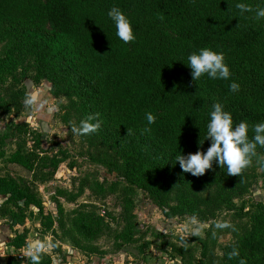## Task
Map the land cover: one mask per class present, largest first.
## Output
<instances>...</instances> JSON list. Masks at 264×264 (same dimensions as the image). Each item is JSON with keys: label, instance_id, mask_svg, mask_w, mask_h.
<instances>
[{"label": "trees", "instance_id": "16d2710c", "mask_svg": "<svg viewBox=\"0 0 264 264\" xmlns=\"http://www.w3.org/2000/svg\"><path fill=\"white\" fill-rule=\"evenodd\" d=\"M237 3L264 7V0H0V107L22 105L24 89L16 85L31 69L35 83L47 79L54 96L67 98L58 110L65 123L79 126L87 115L99 113L101 128L89 135L118 156L115 167L123 179L98 182V192L131 195L141 188L168 205L166 215L208 219L218 206H236L232 195L244 193L247 174L228 176L226 166L214 163L196 177L182 171L176 156L207 151V124L216 102L232 114L234 126L264 122V18L256 19L255 12L241 15ZM113 6L130 19L135 41L126 44L116 35L108 16ZM205 47L224 53L229 79L205 74L192 80L187 57ZM232 82L240 85L238 91H230ZM149 112L156 117L151 125L145 116ZM15 127L27 130L26 124ZM145 127L151 133L141 134ZM253 135L250 129L249 138ZM45 157L19 150L13 159L31 169ZM198 187L213 189L200 193ZM1 191L14 199L26 195L12 178H0ZM171 197L175 202L169 203ZM248 203L246 230L223 247L222 256L210 252L199 264H239L240 259L264 264V205ZM73 220L86 239L98 237L104 228L101 216L92 212ZM24 243L20 236L9 242ZM169 245L171 254L186 263L190 246ZM233 248L239 256L229 259ZM50 262L42 256L41 264Z\"/></svg>", "mask_w": 264, "mask_h": 264}, {"label": "rangeland", "instance_id": "374dc122", "mask_svg": "<svg viewBox=\"0 0 264 264\" xmlns=\"http://www.w3.org/2000/svg\"><path fill=\"white\" fill-rule=\"evenodd\" d=\"M3 54L0 41V55ZM32 75L33 71L28 69L16 85L24 89L22 105L18 109L0 107V178L14 179L26 194L14 199L9 193L0 192V264H25L27 244L46 237L59 242L43 255V258L49 256L50 264H68L70 260L74 264H199L209 258L210 252L222 256L223 247L246 230L250 221L249 201H261L264 205V160H261L264 151L261 148H257V157L244 171L246 190L232 195L236 206H218L208 219L197 218L205 225L200 237L191 234L193 215H166L168 205L157 203L141 188L131 195L118 190L98 192L95 189L98 182L123 179L115 167L118 156L91 135L73 134L74 123H65L58 114L67 98L54 96L50 81L42 79L35 83ZM34 87L45 93L51 111L36 113L25 108V95ZM16 124H26L27 130L19 132ZM19 150L36 151L46 157L28 169L13 159ZM211 189L196 188L200 193ZM242 200L246 203L239 211ZM173 202L175 199L171 197L169 203ZM84 211L99 214L104 222L96 238H84L75 226L73 218ZM217 221H227L236 230L217 229ZM17 236L25 243L9 244ZM169 241L190 246L186 263L178 254H171ZM10 246L14 249H8Z\"/></svg>", "mask_w": 264, "mask_h": 264}, {"label": "clouds", "instance_id": "9594fccd", "mask_svg": "<svg viewBox=\"0 0 264 264\" xmlns=\"http://www.w3.org/2000/svg\"><path fill=\"white\" fill-rule=\"evenodd\" d=\"M235 7L240 14L255 12V18H264V7L257 5L253 8L249 4L237 3ZM108 16L114 22L116 35L124 43L135 41L136 36L133 31L130 19L122 12L119 7L113 6ZM163 19V16L160 17ZM188 67L191 69L192 80L198 81L202 76L207 74L211 79L227 80L231 76L230 68L225 62L223 52H216L210 48H201L198 52H192L188 57ZM240 85L232 82L229 85L231 92H236ZM25 108L36 113H41L46 109L51 111L49 99L41 88H32L29 90L23 100ZM210 112V121L207 124V139L211 141L207 151L198 150L188 155H177L176 161L179 162L180 168L184 173H190L193 176H203L208 170L213 169L216 163L220 168L226 166L228 176H241L252 163L253 158L257 157V146L264 147V122L256 123L250 126L248 122L241 121L234 126L232 114L225 110L222 103L216 102L212 105ZM148 125L155 123L156 117L151 113H146ZM99 113L89 114L85 119L80 121L79 126L72 124L71 132L75 135H89L97 133L101 128V121L98 119ZM254 133L249 138V131ZM151 133L150 127H145L141 134ZM131 134V130H127ZM264 160V158H261ZM190 223L194 226L191 234L200 237L203 235L204 224L198 221L196 215L190 217ZM217 229L231 228L235 231L234 225L227 221L215 222ZM215 237V232H213ZM59 242H53L50 238L33 239L30 241L24 252V256L30 264H41L42 256L50 250L56 248ZM239 256L237 248H233L228 253V258L233 259ZM239 264H246L244 259L239 260Z\"/></svg>", "mask_w": 264, "mask_h": 264}, {"label": "built area", "instance_id": "2783aa9c", "mask_svg": "<svg viewBox=\"0 0 264 264\" xmlns=\"http://www.w3.org/2000/svg\"><path fill=\"white\" fill-rule=\"evenodd\" d=\"M11 248H13L14 249V247L13 246H10L8 249H11ZM20 249L19 248H16V251H19ZM22 255V254H21Z\"/></svg>", "mask_w": 264, "mask_h": 264}, {"label": "crops", "instance_id": "0c3cea01", "mask_svg": "<svg viewBox=\"0 0 264 264\" xmlns=\"http://www.w3.org/2000/svg\"><path fill=\"white\" fill-rule=\"evenodd\" d=\"M50 263H51V262H50ZM68 264H74V262L70 260V261H68Z\"/></svg>", "mask_w": 264, "mask_h": 264}]
</instances>
